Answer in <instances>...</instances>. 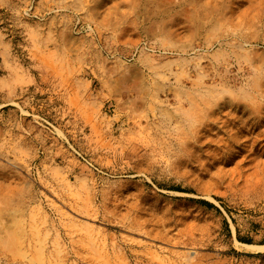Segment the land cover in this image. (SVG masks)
Listing matches in <instances>:
<instances>
[{
    "label": "rangeland",
    "instance_id": "374dc122",
    "mask_svg": "<svg viewBox=\"0 0 264 264\" xmlns=\"http://www.w3.org/2000/svg\"><path fill=\"white\" fill-rule=\"evenodd\" d=\"M0 264H264V0H0Z\"/></svg>",
    "mask_w": 264,
    "mask_h": 264
},
{
    "label": "bare ground",
    "instance_id": "6f19581e",
    "mask_svg": "<svg viewBox=\"0 0 264 264\" xmlns=\"http://www.w3.org/2000/svg\"><path fill=\"white\" fill-rule=\"evenodd\" d=\"M255 86V85H254ZM257 94V93H256ZM261 98V97H260ZM254 107V106H253ZM256 112V111H255ZM259 113V112H258ZM260 115V114H259ZM260 117H262V115L260 116ZM255 136V135H254ZM259 142V141H258ZM251 150V149H250Z\"/></svg>",
    "mask_w": 264,
    "mask_h": 264
}]
</instances>
